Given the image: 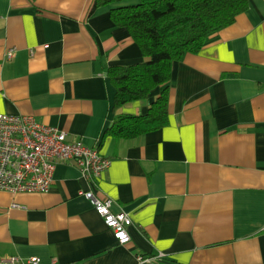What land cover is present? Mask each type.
Listing matches in <instances>:
<instances>
[{
    "label": "crops",
    "instance_id": "0c3cea01",
    "mask_svg": "<svg viewBox=\"0 0 264 264\" xmlns=\"http://www.w3.org/2000/svg\"><path fill=\"white\" fill-rule=\"evenodd\" d=\"M91 3L0 0V114L109 158L94 190L128 214L130 240L116 242L79 194L87 180L59 164L46 193L0 191V264H264V0L172 63L166 125L131 139L107 129L160 94L114 108L108 68L148 58L110 11L137 1Z\"/></svg>",
    "mask_w": 264,
    "mask_h": 264
},
{
    "label": "trees",
    "instance_id": "16d2710c",
    "mask_svg": "<svg viewBox=\"0 0 264 264\" xmlns=\"http://www.w3.org/2000/svg\"><path fill=\"white\" fill-rule=\"evenodd\" d=\"M132 0H92L89 13L100 6ZM111 9L112 22L125 28L148 61L107 70L115 89L114 108L160 94L143 115L125 116L107 133L116 139L137 138L167 122L168 83L172 63L198 53L210 37L229 26L247 8V0H136Z\"/></svg>",
    "mask_w": 264,
    "mask_h": 264
},
{
    "label": "built area",
    "instance_id": "2783aa9c",
    "mask_svg": "<svg viewBox=\"0 0 264 264\" xmlns=\"http://www.w3.org/2000/svg\"><path fill=\"white\" fill-rule=\"evenodd\" d=\"M14 55L11 48L6 59L11 60ZM59 164L78 168L88 182V188L81 190L80 196L91 204L118 244L128 243L130 217L122 211L113 212L112 201L98 197L94 190L110 165L109 158L95 147L69 141L64 132L38 122L33 116L0 114V191L46 193Z\"/></svg>",
    "mask_w": 264,
    "mask_h": 264
}]
</instances>
